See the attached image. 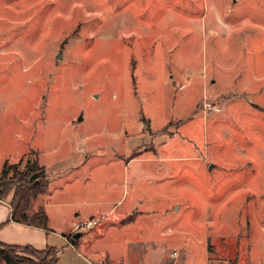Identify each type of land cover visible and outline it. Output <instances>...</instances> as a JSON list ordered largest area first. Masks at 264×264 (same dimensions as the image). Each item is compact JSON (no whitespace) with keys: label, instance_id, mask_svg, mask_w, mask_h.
Wrapping results in <instances>:
<instances>
[{"label":"rangeland","instance_id":"rangeland-1","mask_svg":"<svg viewBox=\"0 0 264 264\" xmlns=\"http://www.w3.org/2000/svg\"><path fill=\"white\" fill-rule=\"evenodd\" d=\"M225 7V0H0V171L21 153V171L29 159L69 161L76 127L74 142L92 145L83 158L157 153V185L144 184L159 189L148 195L158 208L133 222L134 237L150 220L176 223L195 249L191 264H262L264 0L223 12L218 36L205 38L201 15Z\"/></svg>","mask_w":264,"mask_h":264},{"label":"crops","instance_id":"crops-1","mask_svg":"<svg viewBox=\"0 0 264 264\" xmlns=\"http://www.w3.org/2000/svg\"><path fill=\"white\" fill-rule=\"evenodd\" d=\"M241 2L243 0H236V3L235 0H225L226 9H212L209 17L205 16V10L200 17L202 30L205 25V32L210 31V34L205 33V38L218 36V21H224L220 15L232 12ZM207 19H210V28ZM71 134L72 144L69 143L66 150L69 161L41 160L49 177V186L45 194L34 199L30 213L43 209L47 214V228L11 220V197L0 199V243L38 251L54 248L59 253L57 264H191L189 257L195 255V249L184 239L183 233V238L178 236L176 223L161 228L156 221L150 220L147 226L141 224L138 239L130 231L133 222L143 217L144 212L150 214L158 208L154 198L149 199L148 195H157L159 189L153 187L154 191L152 188L150 191L144 182L157 185V176L163 170L159 155L150 153L148 157H139L140 152H133L135 154L128 156L116 154L105 161L87 159L80 156L82 153L88 156L92 145L74 142L79 134L77 127ZM60 136L48 135L47 141L54 138L59 142ZM45 153L42 152V159ZM26 154L16 155L12 163ZM75 155L79 157L74 158ZM133 193L136 198L129 203ZM92 218H99L100 222L77 232L79 236L74 237L77 234L73 233L76 220ZM153 226L156 228L152 230ZM166 227L168 232H165ZM158 230L161 235H156ZM70 235L75 243L71 242ZM226 244L228 246L223 250L228 254L232 247L230 243ZM260 261L264 264V257Z\"/></svg>","mask_w":264,"mask_h":264},{"label":"trees","instance_id":"trees-1","mask_svg":"<svg viewBox=\"0 0 264 264\" xmlns=\"http://www.w3.org/2000/svg\"><path fill=\"white\" fill-rule=\"evenodd\" d=\"M27 163L26 170L21 171L19 166L22 164V160L14 164L6 162L0 173V199H6L11 194V220L46 229L48 224L46 212L40 209L28 214V211H30L32 201L47 191L49 177H47L45 167L41 166L39 162L29 159ZM11 170H14L15 175L7 178ZM70 239L72 243L76 242L73 237ZM21 250L30 255L43 254L44 257L36 262L31 260V256L24 257L19 254ZM57 258V251L54 248L38 251L30 247L0 243V260L4 264H57Z\"/></svg>","mask_w":264,"mask_h":264},{"label":"built area","instance_id":"built-area-1","mask_svg":"<svg viewBox=\"0 0 264 264\" xmlns=\"http://www.w3.org/2000/svg\"><path fill=\"white\" fill-rule=\"evenodd\" d=\"M99 218H92L87 220H76V223L73 228V233L81 232L92 228L99 223ZM59 254V253H58ZM175 258V254L172 255ZM100 264H109V263H100Z\"/></svg>","mask_w":264,"mask_h":264},{"label":"water","instance_id":"water-1","mask_svg":"<svg viewBox=\"0 0 264 264\" xmlns=\"http://www.w3.org/2000/svg\"><path fill=\"white\" fill-rule=\"evenodd\" d=\"M212 166H213V164H211L210 169L212 168ZM78 236H79V233H77V234L74 235V237H76V238H77Z\"/></svg>","mask_w":264,"mask_h":264}]
</instances>
